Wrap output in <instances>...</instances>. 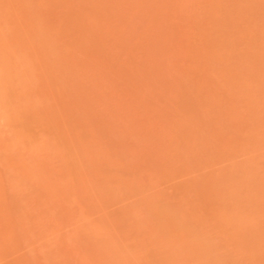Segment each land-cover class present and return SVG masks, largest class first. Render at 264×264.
I'll return each instance as SVG.
<instances>
[{"label": "rangeland", "instance_id": "rangeland-1", "mask_svg": "<svg viewBox=\"0 0 264 264\" xmlns=\"http://www.w3.org/2000/svg\"><path fill=\"white\" fill-rule=\"evenodd\" d=\"M0 264H264V0H0Z\"/></svg>", "mask_w": 264, "mask_h": 264}]
</instances>
